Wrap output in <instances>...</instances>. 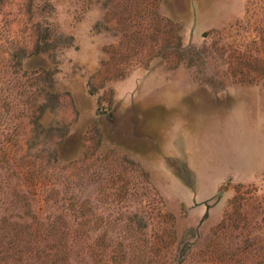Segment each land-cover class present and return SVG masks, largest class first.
<instances>
[{
	"label": "rangeland",
	"instance_id": "374dc122",
	"mask_svg": "<svg viewBox=\"0 0 264 264\" xmlns=\"http://www.w3.org/2000/svg\"><path fill=\"white\" fill-rule=\"evenodd\" d=\"M119 261L264 264V0H0V264Z\"/></svg>",
	"mask_w": 264,
	"mask_h": 264
},
{
	"label": "trees",
	"instance_id": "16d2710c",
	"mask_svg": "<svg viewBox=\"0 0 264 264\" xmlns=\"http://www.w3.org/2000/svg\"><path fill=\"white\" fill-rule=\"evenodd\" d=\"M170 219H172V218H170ZM118 264H120V261H119V263Z\"/></svg>",
	"mask_w": 264,
	"mask_h": 264
}]
</instances>
